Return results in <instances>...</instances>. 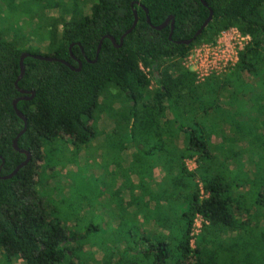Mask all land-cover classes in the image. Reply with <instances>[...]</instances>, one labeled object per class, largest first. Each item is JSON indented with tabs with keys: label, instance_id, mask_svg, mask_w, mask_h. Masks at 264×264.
Returning a JSON list of instances; mask_svg holds the SVG:
<instances>
[{
	"label": "trees",
	"instance_id": "obj_1",
	"mask_svg": "<svg viewBox=\"0 0 264 264\" xmlns=\"http://www.w3.org/2000/svg\"><path fill=\"white\" fill-rule=\"evenodd\" d=\"M44 1L58 18L47 5L16 26L0 10L1 178L26 158L12 147L24 126L12 103L34 93L16 105L27 122L17 146L31 159L14 177L0 178L2 264H264V0H204L206 6L200 0ZM134 12V29L115 48L104 37L118 45ZM210 12L211 21L190 45L177 44L192 39ZM170 17L171 39L170 23L153 29ZM229 28L249 35L250 43L228 74L198 84L184 59ZM23 53L32 57L23 60L17 87L27 94L15 87ZM61 61L73 69L80 63V70ZM101 113L112 135L128 140L131 176L155 166L164 173L159 183L150 174L124 180L118 189L130 199L111 198L115 212L106 225L91 207L72 211L67 205L62 212L38 190L51 169L44 161L48 148L64 137L75 149L88 148ZM120 143L115 148L126 151ZM176 143L183 148L169 151ZM242 145L260 154L249 175L239 171ZM191 159L196 168L190 171L185 160ZM152 189L160 197L153 198ZM141 203H153L159 213L145 215ZM197 216L204 223L193 236Z\"/></svg>",
	"mask_w": 264,
	"mask_h": 264
},
{
	"label": "rangeland",
	"instance_id": "obj_2",
	"mask_svg": "<svg viewBox=\"0 0 264 264\" xmlns=\"http://www.w3.org/2000/svg\"><path fill=\"white\" fill-rule=\"evenodd\" d=\"M45 4L48 3L44 0H0V10H4L12 21L10 23L17 26L19 22L40 15L38 11L44 9L41 5ZM47 13L50 15V12ZM5 14L0 12L2 18H5ZM148 77L152 81L151 73H148ZM151 86H154L153 81ZM98 120L96 134L88 148L75 149L71 140L64 137L58 138L46 151L44 161L51 169L48 178L46 175V181L38 185L39 194H43L54 207L62 209V212L67 205H72L75 209L81 204L83 208L89 206L105 213L107 205L112 202H100L99 198H108L116 176L110 173V166L115 161L119 163L118 159L122 160L123 151L116 149L114 143L122 141L123 148L128 145L124 136L116 138L112 132L106 131L110 130V124L103 113L99 114ZM1 256L0 253V264ZM11 264L22 263L13 260Z\"/></svg>",
	"mask_w": 264,
	"mask_h": 264
},
{
	"label": "crops",
	"instance_id": "obj_3",
	"mask_svg": "<svg viewBox=\"0 0 264 264\" xmlns=\"http://www.w3.org/2000/svg\"><path fill=\"white\" fill-rule=\"evenodd\" d=\"M48 4H45V6H43V5H41L42 6V8H44L43 10H45V8H46V6H47ZM53 8V9H52ZM48 11L47 12H50V15L53 17V18H58V13H57V9H55L54 7H50L49 5H48ZM88 10V8H85V13H86V11ZM88 12H89V10H88ZM109 128V127H108ZM224 130H225V132H226V134H229V128L226 126L225 128H224ZM106 131H108V133H111V130H106ZM235 131H236V133L238 134V131H239V128L237 127H235ZM243 132L244 133H247L248 132V129L247 128H245V129H243ZM125 137V136H124ZM126 138V137H125ZM126 140V142H127V145H128V140H127V138L125 139ZM212 142L214 143V137L212 138ZM121 143H120V146L123 148V146H122V144H123V142L122 141H120ZM220 141H218L217 143H219ZM216 143V144H217ZM215 145V144H214ZM115 147V146H114ZM129 147V146H128ZM128 147L126 146V148L128 149ZM242 147L243 148H245V151H246V156H244V165H243V168L241 169H239V171H242V173H241V175L243 174V173H246L247 175H249L250 173H251V171H253L252 169H253V164H254V162H256L257 160H259L260 159V154H259V151L257 150V149H255V148H250V147H245V145H242ZM168 148V150L169 151H171V152H175V149L177 150V149H182L183 147H182V145L180 144L179 145V143H176V145H174V146H171V147H167ZM125 149V148H124ZM126 149V151H124L123 152V154H122V160H123V162L122 161H120V159H118L119 160V163L118 162H116L115 161V164H111V166H110V173L111 174H115L116 176H115V181H114V185H113V187L112 188H110V191L108 192V198H102V197H100L99 199H100V202H108V200H110L111 201V198H113V200L114 199H116V198H126L127 197V194H128V192L125 190V189H123V190H120V189H118L120 186H121V184H122V182L124 181V180H126V179H128V180H131V181H133V182H136V181H138V179L139 178H143V179H146V180H148L147 179V176L149 177V174H150V179L152 178V180H153V182L154 183H159L162 179H163V177H164V173L162 172V170L159 168V167H157V166H155L154 168H153V170L150 172V173H148L147 171H142L140 174H139V178H137L136 176H131V174L129 173V171H128V168H127V166L130 164V154H131V151L128 149L127 150ZM262 158H263V161H264V156H261ZM156 157H155V155L153 156V157H151L150 158V162L151 163H156ZM185 164H186V166H187V168H188V170H194L195 168H196V164H195V161H194V159H191V160H185ZM232 166H230V168H231ZM234 167V166H233ZM233 168H231V170H232ZM50 175V173L48 174V176ZM137 179V180H136ZM140 180V179H139ZM145 180V181H146ZM152 191V193H153V195H152V197L153 198H157V197H160V194L156 191V189H152L151 190ZM245 191H246V188H243V189H240V191L238 192V194L239 195H243L244 193H245ZM156 192V193H155ZM155 193V194H154ZM129 199H130V196L127 198V199H124V202H127V201H129ZM249 200L251 201L252 200V196H250L249 197ZM108 207L106 208V211H105V213H102V212H98L97 211V208H92V211H93V213H94V215L96 216V217H98L99 219H100V221L101 222H103V224L104 225H106V223H107V221H106V219H107V216H108V214H110V213H114L115 212V208L112 206V203L110 204V205H107ZM138 207H140V209L142 210V212L146 215V214H148V213H150V215H156V214H158L159 213V211L157 210V208L156 209H154V207H153V203L150 205V206H146V204H143V203H141V204H139L138 205ZM133 209H135L134 207H132ZM153 208V209H152ZM65 209V208H64ZM63 209V210H64ZM71 209L73 210V206H71ZM124 208H121L120 210L122 211ZM152 210V211H151ZM130 211H132V209H128V212H130ZM151 211V212H150ZM112 226H114L115 225V222H113L112 224H111ZM2 257V256H1ZM3 258V257H2ZM3 260V259H2ZM20 261V260H19ZM21 262V261H20ZM22 263V262H21ZM9 264H11V263H9Z\"/></svg>",
	"mask_w": 264,
	"mask_h": 264
},
{
	"label": "built area",
	"instance_id": "obj_4",
	"mask_svg": "<svg viewBox=\"0 0 264 264\" xmlns=\"http://www.w3.org/2000/svg\"><path fill=\"white\" fill-rule=\"evenodd\" d=\"M250 36L236 28L222 31L214 42H204L193 47L183 62V66L196 76L198 84L211 76L228 74L238 62L239 52L250 43ZM148 76V71L144 70ZM191 171V170H190ZM204 220L197 216L191 235L200 233Z\"/></svg>",
	"mask_w": 264,
	"mask_h": 264
},
{
	"label": "water",
	"instance_id": "obj_5",
	"mask_svg": "<svg viewBox=\"0 0 264 264\" xmlns=\"http://www.w3.org/2000/svg\"><path fill=\"white\" fill-rule=\"evenodd\" d=\"M200 1H201V3H202L204 6H206L204 0H200ZM145 13H146V10H145ZM211 18H212V12L209 13L208 18L205 20V22L202 24V26L199 28V30L194 34V36H193L192 39H190V40H186V41L177 42V44H182V45H186V46L190 45V44L194 41V39H196V38L201 34L202 30H203V29L208 25V23L211 21ZM136 23H137V17H136V14H135V12H134V21H133V24H132L131 28L121 36L118 45L116 44V42H115V40H114L113 37H111V36H105L104 38L110 40V42L113 44V46H114L115 48H119V47L122 45V42H123L124 37H125L126 35H128V34L134 29ZM147 23L150 24V21H149L148 17H147ZM169 23H170V34H169V39H171L172 31H173V17L168 18L167 20H165V22H164L163 24H161V25L158 26V27H153V29H155V30H161V29L165 28ZM101 43H102V40H100V42H99V44H98V47H97V50H96V55L99 53V50H100V47H101ZM30 56L32 57V55H30V54H28V53H23V54H21V56H20V60H19L20 75H19V77L17 78V80H16V82H15V87H16V89H17L21 94H27V93H26V92H23V91H21V90L18 89V87H17V82H18V81L23 77V75H24L23 60H24L26 57H30ZM33 58H36V59H38V60L47 61V62L57 61V60H55V59H53V58H50V57H43V56H35V57H33ZM61 63L64 64V65H66L67 67H69L71 70H74V71H79V70H80V67H81V64H80V63H79V66H78L77 69H73V68L70 67L69 64L66 63V62L61 61ZM33 97H34V93L32 92V93H31V96H30L29 98H27V97L18 98V99H16V100H14L13 103H12V106H13V109H14L16 115L22 120L23 125H24V126H23V130H22V131L17 135V137L13 140L12 147H13V149H14L16 152H19V153L24 154L26 158H25V160H24L20 165H18V166L13 170V172H12L10 175H8V176H6V177H2V178L0 177L1 179H4V180H5V179H10V178L14 177V176L17 174V172H18L21 168L25 167V166L28 164V162L30 161V159H31V155H30L29 152H27V151H25V150H20V149L18 148V146H17V139H18V138H19V137L25 132L27 122H26V118H25V117H24V116L18 111L16 105H17V103H18L20 100H29V99H31V98H33ZM2 164H3V163H2Z\"/></svg>",
	"mask_w": 264,
	"mask_h": 264
}]
</instances>
